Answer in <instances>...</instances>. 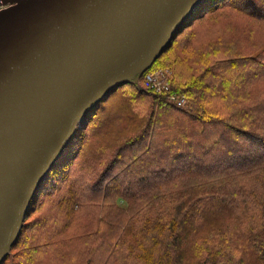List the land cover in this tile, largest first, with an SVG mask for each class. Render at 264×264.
<instances>
[{
  "label": "trees",
  "instance_id": "obj_1",
  "mask_svg": "<svg viewBox=\"0 0 264 264\" xmlns=\"http://www.w3.org/2000/svg\"><path fill=\"white\" fill-rule=\"evenodd\" d=\"M237 6L208 0L179 33ZM257 8L242 13L264 22V0ZM223 37L206 43L197 60L181 61L166 49L152 67L173 70V92L185 95L187 106L122 86L107 99L126 101L123 127L98 118L109 141L88 133L95 112L83 122L28 208L47 199L45 216L24 223L14 249L25 239V254L47 250L55 264H264V74L248 85L235 82L264 64L230 43L235 31ZM222 134L231 139L222 142ZM39 237L42 244L28 249L27 239Z\"/></svg>",
  "mask_w": 264,
  "mask_h": 264
},
{
  "label": "water",
  "instance_id": "obj_2",
  "mask_svg": "<svg viewBox=\"0 0 264 264\" xmlns=\"http://www.w3.org/2000/svg\"><path fill=\"white\" fill-rule=\"evenodd\" d=\"M207 0H0V264L82 121Z\"/></svg>",
  "mask_w": 264,
  "mask_h": 264
},
{
  "label": "rangeland",
  "instance_id": "obj_3",
  "mask_svg": "<svg viewBox=\"0 0 264 264\" xmlns=\"http://www.w3.org/2000/svg\"><path fill=\"white\" fill-rule=\"evenodd\" d=\"M17 5L18 3H0V12L6 9H9L11 7H15ZM242 11L256 12L258 14L259 10L257 8V0H238L237 8L232 7V9L230 8L222 9L219 13H216V15L208 16L202 22L196 24L195 25L196 27H194L195 29L184 30L183 32L179 33L176 39L171 41L167 50L172 48L171 52H173V56H179L181 61L182 60L187 61L188 59L197 60V58L201 56V53H200L202 52L201 50L207 47L206 43L213 44L215 46V44L217 42H220V40L224 41L225 37H223V34L234 33L235 31L236 38L231 40L230 43L237 42V45L240 48L239 52H244L243 49L247 51H251L250 56L257 58L261 63L264 64V22L258 23L257 21L252 20L249 17V15L242 13ZM195 33L200 36L201 41H202L197 46H196V43H194V38H193L195 36ZM163 58L167 59V55H165ZM160 63L168 65L167 62L164 63L163 59L160 61ZM178 64L175 67L177 72L181 70V67ZM160 68L162 70H170L171 75L173 73V76H174V72L171 68L169 67H160ZM246 68H248V66H246ZM262 68L263 69L253 71L250 75L247 74L246 72L243 73L241 71L242 74L239 75L240 77L235 78V82L237 83V85H242V86L246 84L247 85L251 84L252 82L254 83L255 81L261 79L262 75L264 74V67ZM134 86L138 88H142V87L144 88L142 81H138L137 76L132 80V82L124 85L122 87L123 88L122 90H124L125 93H131L132 95H135V96L136 94L138 95L142 93L140 90H138ZM262 89L264 90V85L262 86ZM261 94H262V97H264V91ZM118 98L119 97L116 96L114 97L113 102H108V99H107L105 102L102 103L99 109L102 106H104L105 110L98 109L94 113L93 117L90 120L91 124L89 125L90 127H88V130H89L88 133L90 132L91 134L101 133L105 141H109V138H107V136H105L103 133L104 126H102V131H101L102 122L100 123L101 120L98 118L102 116H104L106 120V121L104 120L105 122L104 125H109L110 123L114 122L115 123V125L113 126L114 129H119L120 127H123L120 121V117H121L122 112L127 108V105H126V101H124L123 98L122 100ZM140 100L143 101V99H140ZM123 122H125L126 124L128 123V121L126 120V117H124ZM169 125L171 126V124ZM124 127H126V131H130L133 126L129 128H127V126H124ZM174 130L175 128H171V130L166 131V134H169L170 136L173 137L177 133V131H174ZM182 130L184 131L185 128H182ZM184 133H186V131H184ZM119 135H121V133ZM189 135H193V133L189 132ZM208 135L210 134L208 133ZM99 138L102 139V136H100ZM197 138L198 137H195V139L201 143V140H198ZM220 138L222 142H225L231 139V136L229 134H222ZM160 140H163V138H159L156 141H160ZM96 147L97 146L94 145V147L92 146L88 148L86 151L87 156L92 155L93 148H96ZM99 148L101 147H98V149ZM93 158L94 156L90 157L88 159V162L91 163ZM62 159L63 157L61 158V160ZM82 165L85 166V162H82ZM84 171H87V169ZM49 174L46 176V178L49 176ZM83 177L84 176H82V178ZM41 191L42 189L37 190L34 197L38 196V194L40 195ZM39 197H38V201L35 207L32 210H29V213H27L24 223L26 221L29 222V221L35 220L37 218H42L43 216H45L47 212V208H48V204H47L48 200L43 199V203L40 204ZM84 214H86V212H84ZM23 227H24V224H23ZM21 235H22V232L19 238L21 237ZM42 238L39 237V239H37L36 241H31L27 239V244H28L27 248L32 249L33 246L35 247L36 243L39 247V245L42 244V241H43ZM17 241L15 244H17ZM15 244L13 245L12 250L10 254L8 255L9 258L7 257L8 260L6 259L7 261L5 260L3 264H55V260L54 258L51 259V255L49 251L44 250L43 252V250H40L36 254H33V253L25 254V239H24V245L21 247L18 246L19 249H14ZM35 258L38 261V263H35L34 261Z\"/></svg>",
  "mask_w": 264,
  "mask_h": 264
},
{
  "label": "built area",
  "instance_id": "obj_4",
  "mask_svg": "<svg viewBox=\"0 0 264 264\" xmlns=\"http://www.w3.org/2000/svg\"><path fill=\"white\" fill-rule=\"evenodd\" d=\"M145 82L148 88L157 93L170 92V72L168 70H159L149 73L145 77ZM170 98L177 103L178 106H185L187 100L184 96L171 95Z\"/></svg>",
  "mask_w": 264,
  "mask_h": 264
},
{
  "label": "bare ground",
  "instance_id": "obj_5",
  "mask_svg": "<svg viewBox=\"0 0 264 264\" xmlns=\"http://www.w3.org/2000/svg\"><path fill=\"white\" fill-rule=\"evenodd\" d=\"M207 1H208V0H207ZM207 1H206V2H207ZM206 2H205V3H206ZM205 3H204V4H205ZM204 4H203V5H204ZM203 5H202V6H203ZM200 7H201V6H200ZM200 7H199V8H200ZM199 8H198V9H199ZM198 9H197V10H198ZM197 10H196V11H197ZM196 11H195V12H196ZM195 12H194V13H195ZM190 17H191V16H190ZM190 17H189V18H190ZM189 18H188V19H189ZM188 19H187V20H188ZM186 22H187V21H186ZM186 22H185V24H186ZM185 24H184V27H185ZM184 27H183V28H184ZM183 28H182V29H183ZM177 35H178V34H177ZM177 35H176V37H177ZM176 37H175V38H176ZM165 51H166V50H165ZM165 51H164V52H165ZM164 52H163V53H164ZM163 53H162V54H163ZM162 54H161V55H162ZM161 55H160V56H161ZM159 58H160V57H159ZM159 58H158V59H159ZM158 59H157V60H158ZM157 60H156V61H157ZM156 61H155V63H156ZM155 63H154V64H155ZM154 64H153L152 66L148 67L147 69L143 70L141 73H139V74L136 75V76L138 77V81H142V83H143V85H144V88L150 89V88L147 87L146 82H145V77H146V75L149 74V73L157 72V71H159L158 69L162 70L161 68H156V69L152 70V67L154 66ZM168 71L170 72V70H168ZM173 77H174V76H173V73H172V75H171V73H170V78H171V80H170V85H171L170 92H168V93H162V94H166V95H168L169 98H170L171 95L184 96V97L186 98V100H187V103L185 104V106H187V104H188V99H187V97H186L185 95H182V94H179V93L173 92V88H172ZM125 85H126V84H125ZM122 86H124V85H122ZM122 86H120L119 88H121ZM119 88H118V89H119ZM118 89H116V90H118ZM116 90H115V91H116ZM150 90H152V89H150ZM115 91H114V92H115ZM152 91H154V90H152ZM114 92H112V93H114ZM154 92H155V91H154ZM112 93H111V94H112ZM155 93H157V92H155ZM111 94H110V95H111ZM159 94H161V93H159ZM108 97H109V96H108ZM108 97H107V98H108ZM107 98H106V99H107ZM106 99H105V100H106ZM105 100H104V101H105ZM170 100H171L174 104L177 105V103H175L171 98H170ZM104 101H103V102H104ZM103 102H102V103H103ZM102 103H101V104H102ZM101 104H100V105H101ZM100 105L98 106V108L100 107ZM177 106H178V105H177ZM185 106H179V107H185ZM98 108H97V109H98ZM97 109L93 110V111H92V112H91V113H90V114H89V115H88V116L82 121V123H80V125H78L77 129L81 128V127H82L81 125L83 124V122H84V121L86 122V121H87V118H89V116H90L91 114H93L94 112H96ZM77 129H76V131H77ZM76 131H75V133H76ZM74 135H75V134H74ZM73 137H74V136H73ZM72 139H73V138H72ZM71 141H72V140H71ZM69 144H70V143H69ZM67 147H68V146H67ZM67 147H66V148H67ZM32 200H33V199H32ZM31 202H32V201H31Z\"/></svg>",
  "mask_w": 264,
  "mask_h": 264
}]
</instances>
